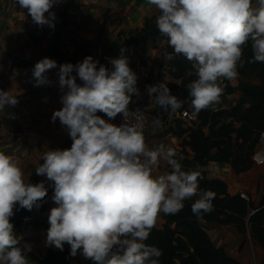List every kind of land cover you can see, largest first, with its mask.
I'll return each mask as SVG.
<instances>
[{
	"label": "clouds",
	"instance_id": "9594fccd",
	"mask_svg": "<svg viewBox=\"0 0 264 264\" xmlns=\"http://www.w3.org/2000/svg\"><path fill=\"white\" fill-rule=\"evenodd\" d=\"M38 26L55 27L53 5L59 0H17ZM158 10L155 23L172 50L192 62L194 78L186 87L193 112L219 101L223 79L237 76L243 46L250 43L253 58L264 62V0H148ZM171 58V57H169ZM109 65L91 54L57 69L62 106L52 113L67 127L70 147L48 149L35 172L53 188L45 243L70 254L79 250L98 264H162V249L146 243L159 213L174 214L186 199H196L192 212L200 216L213 207L215 192L199 187V168L182 166L176 148L166 143L149 146L145 128L159 127L139 108L128 107L139 94L137 73L129 57H109ZM57 61L44 56L32 68L35 86L51 84L48 70ZM190 75L192 73H189ZM79 78V82L77 80ZM149 96L167 112L182 101L168 82L146 85ZM17 94L0 88V111L17 103ZM114 118L119 113L120 123ZM161 162L168 167L160 171ZM33 183L13 154L0 150V264H29L10 217L14 207H39L48 186ZM27 219V217H26Z\"/></svg>",
	"mask_w": 264,
	"mask_h": 264
},
{
	"label": "crops",
	"instance_id": "0c3cea01",
	"mask_svg": "<svg viewBox=\"0 0 264 264\" xmlns=\"http://www.w3.org/2000/svg\"><path fill=\"white\" fill-rule=\"evenodd\" d=\"M53 8L57 18L55 27L49 28L47 25L38 26L33 22L27 9L21 8L17 0H0V88L17 94L18 101L13 106H5L0 111V119L4 116L12 117L23 124L24 128L22 131L13 132L1 124L0 150L16 156L28 176L35 172L37 163L43 162L41 157L43 152L60 148L62 140L69 135L67 127L61 124L59 118L55 121L51 118L53 111L62 106L60 100L62 90L58 85L57 75L60 62H57L55 68L48 70L52 83L39 86L32 83L31 74L34 66L10 67L11 62L16 58L29 57L38 61L48 56L55 34H57V46L74 52L78 61L83 59L84 54L76 47V42H83L89 54L98 58L103 50L115 52V42L126 46L124 41L129 36L130 30L140 29L147 17L158 14V10L154 5L149 4L148 0H59ZM63 18L66 24L59 31ZM165 57L157 58L153 55L148 62L142 63L150 69V78L145 85L160 80L177 83L180 81L168 72V63L173 56L170 55L171 58L166 59ZM137 63L139 62H135ZM77 80L79 82L78 77ZM144 90L147 92L146 86ZM232 94V96L231 93L226 95L225 102L221 103L222 106L229 107L236 102L237 94L234 92ZM147 95L148 98L151 97L148 92ZM219 102L220 100L217 104ZM150 103L152 108L158 105L154 96L150 98ZM99 114L106 116L102 112ZM175 118H178L176 113L170 115L167 121H162L159 127H152L146 134V140L150 145L170 144L176 148L180 157H192V151L187 146L184 149L189 154L184 155L181 152L183 148L181 142L188 138V131L176 133ZM167 167L163 163L160 171L166 170ZM203 169L206 177L225 181L229 193L245 194L247 196L245 198L250 199L255 207L264 196V164L253 162L247 170L235 172L229 162L211 161ZM42 179L46 180L44 176L37 175L38 181ZM54 204L55 202L50 201L44 210L21 212L16 216L35 221L36 225L33 227H39L42 239V234L45 235L48 228L43 222L49 223L48 212ZM164 222L161 212L154 226L161 228ZM203 222L216 246L223 247L227 253L243 264H253L247 230L242 233L232 223H218L211 220ZM250 238L256 263H264V249L253 237ZM44 239L46 240V235ZM23 243L27 246L24 241ZM64 246L70 247L67 242ZM50 247L58 249L55 246ZM43 254L44 251L37 257L40 258ZM71 261L73 264H93V259L84 256L79 250L76 255H71Z\"/></svg>",
	"mask_w": 264,
	"mask_h": 264
},
{
	"label": "trees",
	"instance_id": "16d2710c",
	"mask_svg": "<svg viewBox=\"0 0 264 264\" xmlns=\"http://www.w3.org/2000/svg\"><path fill=\"white\" fill-rule=\"evenodd\" d=\"M153 14L147 17L140 29L130 30L131 41L142 43L147 39L154 41L158 36H166L156 26ZM66 23L61 22L59 31ZM167 37V36H166ZM84 56L88 55L83 42H76ZM48 56L57 62H78L77 55L69 50H63L57 46V34L54 35L52 44L48 50ZM36 60L29 58H16L10 67L34 66ZM132 63V62H131ZM168 72L177 82H168L170 90L182 101L180 108L175 112H167L158 104L153 108L154 116L159 115L161 122L167 121L170 115L188 107L186 101L191 99L186 87L189 80L194 78L192 62L183 56L174 53L169 60ZM189 73H192L191 75ZM239 75H254L257 81L239 79L236 84L224 78L223 92L219 104L215 103L207 108L201 109L196 115L197 121L190 127L184 128L180 118H175L176 133L181 134L188 131V138L182 141V146H187L192 151V157H182V166L188 168H199L204 171V166L211 161L229 162L235 172L247 170L251 167L252 153L258 144L261 132L264 131V62L253 58L250 43L243 46V53L237 64ZM237 92L236 102L229 107L222 106L226 95ZM13 127L12 131H22L21 124L12 117H2L0 125ZM72 139L67 135L60 143V148L70 147ZM187 153V152H186ZM29 179L37 182V174L33 172ZM199 179L201 189H212L215 192L213 207L210 211L200 216L191 210V204L195 196L186 199L183 208L174 214L162 213L165 222L161 228L153 226L146 243L155 244L162 249L159 257L162 264H243L221 247L216 246L208 234L204 220L217 221L218 223L235 224L240 232L248 229L253 237L264 249V196L258 206H253L250 199L240 194H231L227 183L221 179L208 178L204 176ZM46 182V186L50 185ZM53 188L48 186L45 197L40 198L39 207L29 210L22 206L14 207L13 218L21 212L33 210H44L47 203L52 201ZM15 233L17 230L14 228ZM22 247H26L20 239ZM27 257L34 254L26 252ZM40 264H73L71 261L70 247L64 246L54 249L47 247L42 257H35ZM93 264L98 262L93 260Z\"/></svg>",
	"mask_w": 264,
	"mask_h": 264
},
{
	"label": "rangeland",
	"instance_id": "374dc122",
	"mask_svg": "<svg viewBox=\"0 0 264 264\" xmlns=\"http://www.w3.org/2000/svg\"><path fill=\"white\" fill-rule=\"evenodd\" d=\"M133 34H129L128 37H126V40L124 41V44L126 46H123L122 43L117 44L118 42H115L114 44V51L117 53V55L121 54V48L124 49V54L129 57V61L132 63L139 62H148V59H150L153 55L157 58L165 57L168 58L170 55L174 56V51L172 50L171 46L168 44V38L166 36H158L154 39V41H151L150 39H147L146 41L142 43H138L135 41H131L130 36ZM172 52V53H171ZM174 52V53H173ZM239 79L243 80H250V81H257V77H254V75H239L237 73V76L231 80L233 84H236ZM237 94V92H234ZM233 94L231 93V96ZM151 98V97H150ZM149 98V100H150ZM220 100V99H219ZM188 107H190L191 99L186 101ZM217 104V102H215ZM20 123V122H19ZM21 124V123H20ZM23 124H21L22 130L24 129L22 127ZM7 127V126H6ZM9 131H12L13 127H7ZM17 132V131H13ZM182 144V142H181ZM181 152L184 155H188L189 153L184 149V146L181 150ZM187 152V153H186ZM13 225L14 228L17 230V234L20 236V238L28 245L30 246L31 251L33 252V256L28 258L29 264H40L35 257L38 256V254H41V252L45 251L47 247H50V245H47L45 243V235L42 234V239L40 236V230L39 227H33L36 225V222L31 219H23L15 216L13 218ZM40 223V222H39ZM45 225L49 226V223L43 222ZM246 230L243 232L245 233ZM244 235V234H243ZM245 236V235H244ZM86 260V259H85ZM264 264V263H262Z\"/></svg>",
	"mask_w": 264,
	"mask_h": 264
},
{
	"label": "built area",
	"instance_id": "2783aa9c",
	"mask_svg": "<svg viewBox=\"0 0 264 264\" xmlns=\"http://www.w3.org/2000/svg\"><path fill=\"white\" fill-rule=\"evenodd\" d=\"M115 56H118V55H116L115 52L106 49L99 53L98 59L101 63H105L106 65L110 66L108 58L115 57ZM129 65L137 73V87L140 89V92L138 95L133 94V98L130 101L128 107L132 110L139 108L140 110L143 111V115L147 118V120L150 121L151 118L154 116L152 113L153 108L151 106L147 92L144 90L146 86L145 84L150 78V69L145 64H142V63L135 64L129 61ZM222 83L224 86L225 82L222 81ZM176 114L178 118L181 119L182 121L181 124L185 128L192 126L197 121L196 115L190 111L189 107L183 108L181 111L177 112ZM105 118L112 119L113 122L115 123H120L123 119L122 115L119 113L114 118H108L107 116H105ZM151 129H152V126H148L145 128V139H146L147 132L150 131ZM149 146H152V145L149 144ZM251 157H252L253 162L257 164H264V131L261 132L258 144L255 147ZM162 165H163V162H161L160 168L162 167ZM200 172H201L200 178H203L205 176V173L202 170H200ZM241 195L247 198L245 194L241 193ZM247 233H248L247 234L248 241L250 243V253H251L252 260H253V264H258L255 261V253L252 247L251 238H250L248 229H247Z\"/></svg>",
	"mask_w": 264,
	"mask_h": 264
}]
</instances>
